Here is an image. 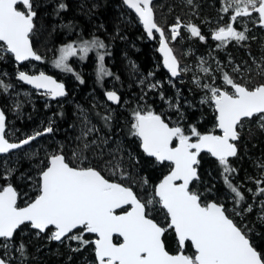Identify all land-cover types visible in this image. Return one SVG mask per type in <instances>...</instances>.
I'll list each match as a JSON object with an SVG mask.
<instances>
[{"label": "snow or ice", "instance_id": "6c2138e0", "mask_svg": "<svg viewBox=\"0 0 264 264\" xmlns=\"http://www.w3.org/2000/svg\"><path fill=\"white\" fill-rule=\"evenodd\" d=\"M123 2L135 11L149 38L153 37L154 31L159 33V51L163 54V65L171 76L188 71L180 67L173 49L169 47L165 30L156 22L152 0ZM188 3L191 4L192 0H188ZM66 8L65 3L58 4V11ZM221 10L224 13L231 11L232 14L226 25L212 32V38L220 42L217 47L230 40L239 42L248 39L246 27L244 31H238L234 26L238 18H250L256 13L255 22L264 27V0H224ZM36 16L34 0H0V59L5 53L11 54L16 62L44 59L34 49L31 39ZM181 26L177 17L170 28L172 40H176L180 34ZM185 27L193 37L205 40L195 24ZM106 47L99 37H80L61 45L52 64L56 69L72 73L83 84V78L74 71L69 60L78 58L84 61L90 52L95 51L97 81L102 82L104 77L113 76L105 67V56L109 53L101 51ZM257 69V75L261 77L258 83H252L247 78L236 80L223 72V85L227 87L214 83L200 85L199 78L194 77V82L207 90L201 103H211L214 107L215 127L211 131L202 133L195 125H189L186 133L179 123L170 126L163 114H158L151 107H139L133 111L130 134L139 138L140 147L148 157L171 164L168 174L153 187L147 198L139 196L132 186L124 183L129 174L116 158L119 147L109 153L111 159L104 161L103 166L93 164L86 155L90 150L100 149L96 156L102 159V145H107L109 138L98 136L89 139L99 129L95 125L89 126L91 122L81 109L82 130L76 138L80 143L73 151L72 158L65 156L62 145L48 154L46 160L40 162L43 166L38 168L36 195L23 206L18 203L20 196L17 189L9 181L14 169H4L0 177L5 180L4 184H0V249L4 250L0 255V264H10V259L6 257L12 250L15 234L22 226L35 230L37 237L41 233L47 234L49 241L78 242L80 247L73 251L92 245L95 264H264V253L250 242L246 226L238 224L229 215L224 203L204 200L202 193L191 187L193 181L199 180L198 157L202 152H207L216 158L221 167L224 184L234 194L235 203L240 204L245 200L240 187L232 183L231 176L236 169L230 164V158L238 156L237 142L245 120L255 119L264 130V65H257ZM201 71L209 73L210 69L201 67ZM233 71L239 72L241 69L236 66ZM17 78L37 90H43V95L53 100L68 95L65 84L44 71L38 74L18 71ZM212 79L214 81L215 77ZM158 83L150 84L149 89L157 88ZM12 87L0 79V89L7 92ZM105 96L113 103L121 100L113 90L106 91ZM161 99H164L162 93ZM176 107L179 110L178 104ZM101 119L104 126L110 129L111 115H103ZM53 131L49 122L42 130L13 141L6 131L5 113L0 110V154L21 149ZM258 167L264 169V164ZM106 172L108 175L104 174ZM117 176L118 180L114 178ZM142 183L147 185L148 180L145 178ZM254 183L257 185L254 195L264 194V172ZM157 206L164 213L163 223L153 216ZM261 210L264 213V201H261ZM245 211L251 212L252 205H248ZM236 215L242 213L237 212ZM259 218L264 221V214ZM169 232L174 233L178 249L174 253L169 251L165 239ZM86 234H92L95 238L85 239ZM189 244L193 249L190 255L186 254ZM16 251L22 258L25 256L26 245L23 241Z\"/></svg>", "mask_w": 264, "mask_h": 264}, {"label": "trees", "instance_id": "16d2710c", "mask_svg": "<svg viewBox=\"0 0 264 264\" xmlns=\"http://www.w3.org/2000/svg\"><path fill=\"white\" fill-rule=\"evenodd\" d=\"M157 1L159 2L161 0ZM60 2L67 5L65 10L58 11V4ZM162 3L163 6H160L158 10L156 9V14L158 16L157 19L162 20V22L167 21L168 23H172L174 19L179 16L197 15L196 18H193V21L190 24H195L200 28L202 35L205 36V40L201 41L198 37H193L190 40L186 39L184 43L189 44L192 49H195V51L199 53H206L208 48L210 49L212 57L221 58V61H223L224 56L219 51H212L213 43L217 42L211 40L212 33L210 32V29L216 30L218 27L224 26L229 22L231 13H224L221 10L224 6V2L221 3L219 0H193L192 4H188L185 0L183 2H181V0H163ZM34 4L35 10L37 11V16L34 21L36 30L34 29V31L43 28V32L48 37L49 44L51 43L53 48L80 37L91 39L93 36H96L103 41L105 39L108 47L106 50H110V52H108L110 54V63H114H111L110 65V71L113 73V76L104 78L102 82L97 81V76L93 74L94 67H92V60L96 56V52L93 51L94 53H91V55L82 62L83 71L79 72L84 83L81 84L76 79L74 80L76 83V90L78 91L76 94L72 91L71 85L68 84V95H72V98L69 97L71 102L75 104L78 103L79 107L87 114L92 125H95L105 137H111L112 139L120 141L116 147H119L120 151L123 150V159L120 161L123 169L129 174L128 179L125 180L124 183L132 186L133 190L137 192L139 196V191L143 186L152 190L156 183L168 172L169 168L167 164H157L152 158L146 156L142 150H140L135 136L130 134L129 129L132 122V113L139 108L140 102L137 97H133L127 102L124 108L120 109L119 104L113 106L108 105L104 101L103 91L109 88L105 80L119 77V79L116 80L121 89L120 95L122 101L125 97V91L122 86L125 85L126 87L127 82L125 80V74L122 72L123 69L121 65L116 67L117 59L119 57L118 54L125 53L127 58L137 64L138 69L142 73H149L154 61H159L160 59L158 52L152 47L153 41L147 40L140 29L129 28L128 25L124 26L123 23L118 20V11L116 9L120 7L121 0H34ZM152 7L154 6L152 5ZM160 22L157 21V23L165 29V25L163 24V26ZM114 28H119L122 35L126 37V40L122 42L116 38L109 39L108 34H112ZM246 28L247 31L253 28L256 30L261 29L256 28L254 24H250ZM237 30L244 31L245 29L238 28L237 26ZM247 31L245 35L248 39L239 42L236 41L235 47L231 48L229 44H225L227 45L225 47V54L231 57V61L240 63L241 65L242 62L247 63L250 56L254 55L258 59L259 65H264V53L261 50L262 38L260 37L252 41L251 34L249 35ZM110 41L113 43L110 44ZM171 48L173 49V53L177 57V60L182 58L181 50H178L179 48L176 49L173 46H171ZM227 49L229 50L227 51ZM6 56L11 58L10 55ZM47 59L45 58L46 61H48ZM2 63L3 62L0 61V69H2V67H7V69L3 70H11V62ZM13 69H15V66H13ZM53 72L56 73V71ZM166 74V71L162 67L155 72L156 77L160 80H163ZM0 79L6 84L10 83L9 80L4 79L3 77H0ZM119 80H122L124 84L122 85V82H118ZM252 80L253 81L251 82L258 83L261 81V77L255 76ZM186 86L187 87L182 89H184L183 91L187 98L195 102V108L186 112V122L184 121L181 125L184 128H186V124L195 125L199 131H207L206 129L214 123L215 113L213 110H209V108H204L202 106H198L200 108H197L196 100L193 96H189L191 92L195 93V90H192L187 84ZM8 92L9 90L5 92L3 89H0V106L5 109L7 108V105L4 103H6V101L8 103V98L6 97ZM98 103L101 104L99 105ZM105 106H109V109L104 108ZM53 107L45 110L39 102L31 101L28 104V107L23 108V116L20 113L19 118L15 121V127L18 130V133L30 135L36 128L42 130L43 127H45L46 122L51 118L54 131L50 134L43 135L42 138L48 139L54 137L56 141H62L63 143L68 141L71 143L74 139L76 142V133L71 128L72 124H74V120L70 105H54ZM97 113H99V115H97ZM106 114H109L112 117L110 129L104 126V121L101 119V116ZM20 134L17 135L19 136ZM260 139V136L257 137L255 135L254 137L250 132L243 135L241 145L238 149V156L234 157L236 161L233 167L236 169V172L231 176L233 181H235L236 178L237 180L243 181L245 178V175H243L242 172L243 170H246L249 175L255 174L253 168L250 166V162L261 154L262 148L264 147V140ZM78 142L75 143V150L79 144ZM48 146V148H50L49 150H51L53 143H49ZM91 153L90 160L93 164L99 163L103 166L104 161L111 159L109 154H105L102 159H99ZM39 154L40 155L34 156L33 158L30 156L25 159L20 157L16 162V165L14 164L12 166V169L15 171L12 172L10 176V182L17 189L19 196L21 195L18 200V202L21 203L20 205H24L27 202L26 200H30L36 195L35 190L30 191L29 193L27 192V184H29L28 187L35 186V181L38 178V173L35 172L36 168L42 167L43 165L40 162L46 160L47 156L43 154L42 150H40ZM65 156L69 159L72 157L70 154H65ZM198 167L199 180L193 181L191 185L193 190L202 193V199L207 201L223 199L222 192L224 191V180L221 174L222 169L217 160L202 155ZM4 169L6 168L0 167V177L3 176ZM104 174L108 175V173ZM114 178L119 179L118 176ZM145 178L148 180L147 185H143L142 183ZM255 179H259L258 175L253 178V181ZM4 181L5 180L0 179V184H4ZM241 190L243 191L245 189L241 188ZM23 193L24 196H22ZM244 196L249 199V197L246 196V193ZM248 215L252 216V212ZM153 216L159 222H164V213L159 209V206L153 211ZM252 226L255 233L253 232V234L249 236V239L258 251L264 253V226L261 222L254 219ZM34 235L35 230L26 226H22L21 230H18L15 234L13 238L14 249L11 253H14L15 258L13 259L19 264H83V259L86 256H89L91 259L94 257L93 254L87 250V247L90 245L81 248L79 251H73L64 244L46 240V234L44 233L40 234L39 237H35ZM87 235L89 234L85 235V239L88 238ZM165 239L169 251H176L177 247L175 244L174 233H167ZM21 241L26 245V252L23 258L20 256V253L16 251V248ZM78 246L79 245L74 246L73 249L79 248ZM192 252L193 249L189 244L186 247V254L190 255ZM84 255L86 256L84 257Z\"/></svg>", "mask_w": 264, "mask_h": 264}, {"label": "rangeland", "instance_id": "374dc122", "mask_svg": "<svg viewBox=\"0 0 264 264\" xmlns=\"http://www.w3.org/2000/svg\"><path fill=\"white\" fill-rule=\"evenodd\" d=\"M163 0L161 1H156L153 4V10L154 14H155V18L157 19V14H156V9L158 10L160 8V6H163L162 3ZM184 0H181V2H183ZM195 1V0H194ZM221 3L224 2V0H219ZM186 3H188V0H185ZM193 2V0H192ZM189 4V3H188ZM192 4V3H191ZM118 11V20L121 21V23H123L124 26H127L129 28H135V29H140L142 28L139 19L135 16V14L129 10L126 7V4L123 2V0H121V4L120 7H118L116 9ZM165 13V12H164ZM230 13L232 14V12L230 11ZM196 18L197 15H184V16H179L180 18V22H181V28H180V34L177 36L176 40H172L171 39V32H170V28L173 24L176 23L177 17L174 19V21L172 23H168L167 21H163L166 23H163L162 20L157 19L158 22H160L162 25H165V36L168 38L169 41V45L170 47L173 46L174 48L181 50V56L182 58L178 59L179 60V64L180 67L183 68H187L189 69L188 71H181L179 76L175 77V78H171L170 75L167 73L164 76L163 80H160L159 78L156 77L155 72L162 67V62H161V57L159 59V61H154L153 66L151 67V71L149 73H151L152 75H149V73H142L138 67L137 64L135 62H133L131 59L127 58L125 53H121L118 54L119 57L117 59V64L116 67L120 66L122 67V72H124L125 74V80L127 82V85L125 87H123L125 93H124V99L121 101V105H120V109L124 108V106L127 104V102L130 101L131 98L133 97H137L138 101L140 102L139 107H145L147 108L148 106H152V109L159 111L160 113H162L164 116H166V118L168 119L169 122L173 123V124H183V122H186V112L193 110L195 107V102L191 101L189 98H187L185 92L183 91L185 88L187 87L186 84L188 85V87H191V89L195 90V93H190L189 96L192 97L196 100V107L200 108L198 106H202L204 108H209V110H213L214 111V107L211 103H201V101L205 98L206 94H207V90L203 89L202 86H198L197 83L194 82V77H198L199 81H200V85H203L204 83H214L216 86H225L223 85V80H222V75L223 72H227L229 73V75L236 79V80H244L245 78L253 81V77L255 76H259L257 75V65H259V61L258 59L254 56L251 55L249 58V61L247 63L242 62V65L240 63H236L231 61V57L229 55H226L225 53V47L227 45H222L220 47H217L218 44H220V42L217 43H213L212 45V51L213 50H217L219 51L223 56L224 59L223 61H221V58H217V57H212V54H210V49L207 48L206 53H199L196 52L195 49H192L191 46H189V44H185V40L188 39H192L193 36L191 35L190 31L185 27L186 25L190 24L193 21V18ZM257 15H252V17H241L238 18V20L235 22V27L238 28L240 27L241 29H245V27H248L250 24H254L256 21ZM230 20V19H229ZM159 24V23H158ZM163 25V26H164ZM162 27V26H161ZM258 28V27H256ZM35 30H36V26H35ZM114 32L112 34H108L109 39H117L119 41H124L126 40V37L124 35H122V33L120 32L119 28H114L113 29ZM141 30V29H140ZM213 31H215L214 29H210V32L212 33ZM143 34L146 36V32L143 30L142 31ZM249 33V35L251 34V40L254 41L257 38H262L261 40V50L264 53V27L261 28L260 30H256L255 28L253 29H249L247 31ZM106 36V35H105ZM31 39L33 40V45L35 47V50L37 51V53L39 55H41L44 59L41 61H27L24 63V66L22 68L18 67L16 65V63H14V61L12 60V56L11 54L5 53L3 55V59H0V61H2L3 63H10L11 64V70L9 71H4L5 69H7V67H2V69H0V77H3L4 79L9 80L10 84L13 86L12 88L9 89L8 95L6 94V97L8 98V103L6 101V103H4L5 105H7V108H3L0 106V110H3L6 116V131L9 134V138L13 141H18L20 140L22 137L25 138V136L27 134H20L18 133V130L16 129V125H15V121L19 118V114L21 113V115L23 116L22 110L25 107H28V104L32 101V102H39L43 108L45 110H47L49 107L54 106V105H64V104H68L71 107V112H72V117L74 120V124H72V129L75 131V139L81 134V130H82V115H81V108L79 107L78 103H73L71 102L70 98H72V95L69 96L67 95L64 99H61L58 102H52L49 97L43 95L42 92H38L32 88L26 87L24 85H22V83L17 79V73L18 71H26L28 73L34 74V73H38L39 71H44V72H53L56 71L57 74H59L61 76V78H66L69 81V84L72 87V91H74V93H78V91L76 90V83H75V76L72 73H66L61 71L60 69H56L54 68L53 64H52V60L54 59V57L58 54L57 53V49L65 44L62 43L59 46H56V48H53L51 46V43L49 44V40L48 37L44 34L43 32V28H39L37 31H34V33L32 34ZM153 41V48L154 50H156L158 52V47H159V37L157 35H154L152 38L148 39ZM104 42L106 44V41L104 39ZM67 43V42H66ZM110 44L111 41L109 42ZM227 44H229V46L235 47L236 46V41L235 40H230L227 42ZM107 46V44H106ZM108 48V47H106ZM229 49H227L228 51ZM101 51H105V52H110V50H101ZM6 55H10L11 58H8V56ZM106 59H105V67L110 70V54L106 55ZM45 58L48 60L46 61ZM96 58V56H95ZM123 58V60H122ZM13 62V63H12ZM82 62L80 61L78 58H70L69 63L70 65L73 67L75 72H82ZM203 62V63H202ZM2 63V64H3ZM93 63V67H94V74L96 75V60L93 59L92 60ZM48 64V65H47ZM50 64V65H49ZM114 64V63H113ZM13 66H15V69H13ZM239 66L241 71L239 72H235L233 71V69ZM201 67H208L210 69L209 73H204L203 71H201ZM163 68V67H162ZM4 69V70H3ZM247 69H251V71H247ZM222 70V71H221ZM55 73V72H54ZM6 74V75H5ZM93 75V74H92ZM97 76V75H96ZM108 77H104V78H109ZM213 77H215V80L213 81ZM103 78V79H104ZM109 86L110 89H117L119 88L118 84H117V80L116 78H110L105 80ZM144 81L143 84H141L140 82ZM118 82H122V80H119ZM158 83L157 88L150 90L149 89V85L150 84H155ZM253 83V82H252ZM124 83L122 82V85ZM168 90V91H167ZM161 93L163 94L164 99H161ZM169 94V96H168ZM73 101V100H72ZM51 104V105H50ZM99 105L101 103H98ZM179 105V110H177L176 105ZM102 106V105H101ZM54 108V107H53ZM104 108L109 109V106H105ZM111 109V108H110ZM215 113V111H214ZM7 114V115H6ZM8 116V119H7ZM20 116V117H22ZM50 120H48L46 122V126H48L49 122H51V118H49ZM89 119V118H88ZM90 121V120H89ZM91 122V121H90ZM92 123H90L89 126H91ZM189 124H186V130L188 128ZM214 128V125L210 126L208 128V130H212ZM40 128H36L35 130H33L31 132V134L37 130H39ZM241 131V139L243 138L244 134L247 133H251L254 137L255 135L257 137H261L260 140H264V130H262L255 119L252 120H245L243 122V127L242 129H240ZM17 134H20L19 136ZM30 134V135H31ZM105 137V135H103L101 133V131L99 130L98 133H93L89 139H94L97 137ZM43 136L39 137L36 141L32 142L31 144L27 145L26 147H22L21 149H18L14 152H11L9 154H5V155H0V167L2 168H11L12 166L15 164L16 162L20 159V157L22 158H28L29 156L31 158H33L34 156L40 155V150H42L44 155H48L51 154L55 151H57L61 145L63 146V152L66 155L72 156L73 151L75 150V146L78 142V140L73 139L70 143V141L63 143L62 141H56V139L54 137L51 138H42ZM110 139H108V144L107 145H102L103 148V152L104 155L105 154H109L110 152H112L113 150H115L118 146V142L117 139H112L111 137H109ZM23 139V138H22ZM258 140V139H257ZM49 143L52 144L53 143V147L51 148V150H49L50 148H48ZM80 143V141L78 142ZM241 145V142H238V149L239 146ZM100 151V149H94V150H90L86 153V155L89 157L90 159V153L92 155L96 156V153H98ZM103 155V156H104ZM116 158L118 160H122L123 159V150L117 152L116 154ZM72 158V157H70ZM6 161V163H5ZM235 159L231 158L230 159V164L233 166L235 163ZM252 162H250V166L253 168L254 171V175L253 174H248L246 170H243V175H245V178L243 179V181L237 180V178L235 179V181H233L232 179V183L234 185H238L240 187V191L245 194L246 196L249 197L246 198L244 201H241L240 204H236L235 200H234V194L230 192V190L226 187V185L223 183L224 186V191L222 192L223 194V199L221 198V200H216L218 202H222L225 204V207L229 210V215L233 216V218L236 220V222L242 226H246V230L248 231V236H250L251 234H253V232L255 233V231L253 230V219L254 220H258L259 222H261V224L264 226V221H262L259 217L264 214L262 213L261 210V201H264V194L260 195V196H255V192H256V188L257 185L254 183L253 178L255 176L258 175L259 178H261V173L264 172V169L258 167V165L264 164V147L262 148L261 154L258 155V157L254 158L251 160ZM15 171V170H14ZM13 171V172H14ZM38 173V168H36V171ZM107 173V172H106ZM251 178V179H250ZM118 180V178H116ZM9 181H10V177H9ZM238 181V182H237ZM5 183V181H4ZM248 183V184H246ZM29 186V184H27ZM27 192L29 193L30 191H34L35 190V186L33 187H28ZM241 188H244L245 190H241ZM248 189H252L251 192L248 191ZM245 192V193H244ZM32 193V192H31ZM140 196L143 198H147V196H149L152 193V190L149 188L147 189L146 186L141 187L140 191ZM29 195V194H28ZM21 196V195H20ZM24 196V193L23 195ZM28 201V200H26ZM211 201V200H210ZM19 203V202H18ZM21 204V203H19ZM248 205H252V216H249L248 214L251 212H247L245 211V209L248 207ZM237 212L242 213V215H236ZM35 237L36 234L34 235ZM89 240H92L94 238L93 235L89 234L87 235ZM46 240H48V236L46 234ZM60 244H64L66 247H69L70 249H73L74 246L79 245L78 242L75 241H63V242H59ZM89 246V245H88ZM80 247V245L78 246ZM14 249V244L12 245V250ZM11 250V251H12ZM87 250L90 251V253L93 254L94 256V251H93V246L90 245L89 247H87ZM11 251L8 254L11 264H19L17 261H15L14 257V253H11ZM177 251V250H176ZM4 250L0 249V255H3ZM86 255H84L85 257ZM14 262V263H13ZM17 262V263H16ZM83 264H95V258L93 257L92 259L89 256H86L83 259Z\"/></svg>", "mask_w": 264, "mask_h": 264}, {"label": "flooded vegetation", "instance_id": "af4514ba", "mask_svg": "<svg viewBox=\"0 0 264 264\" xmlns=\"http://www.w3.org/2000/svg\"><path fill=\"white\" fill-rule=\"evenodd\" d=\"M155 1H157V0H154L153 2H152V5H153V3L155 2ZM151 5V6H152ZM126 7H127V5H126ZM128 8V7H127ZM129 9V8H128ZM129 10H131V9H129ZM132 11V10H131ZM252 15H257L256 13H253ZM136 16V15H135ZM154 18H155V16H154ZM156 20V19H155ZM157 22V21H156ZM141 24V23H140ZM255 24H256V22L254 23V26H255ZM159 25V24H158ZM234 25H235V22H234ZM142 26V25H141ZM160 26V25H159ZM161 27V26H160ZM256 27V26H255ZM162 28V27H161ZM258 28H263V27H258ZM141 29V31H143L144 29H143V27L142 28H140ZM154 35H157L158 36V34L156 33V32H154V34H153V36ZM146 39L148 40V39H150L148 36H147V34H146ZM159 37V36H158ZM211 40H213V41H216V40H214L213 38H212V35H211ZM216 42H219V41H216ZM33 43V42H32ZM33 47H34V45H33ZM34 49H35V47H34ZM91 53H94V52H90L89 53V56L91 55ZM96 54V53H95ZM159 54V53H158ZM12 56V55H11ZM88 56V57H89ZM95 60H96V58H94ZM105 59H106V56H105ZM12 60H13V57H12ZM14 61V60H13ZM25 62H27V61H24L22 64H20V65H17V66H19L20 68H22L23 66H24V63ZM34 62H37V61H34ZM15 63V62H14ZM93 67V66H92ZM110 67V66H109ZM165 70V69H164ZM23 71V70H22ZM166 71V70H165ZM167 72V71H166ZM46 73H49V74H51V75H53L58 81H60V82H63L64 84H65V86H66V91H67V93H68V84H69V81L66 79V78H61V76L59 75V74H57V73H54V72H46ZM168 73V72H167ZM94 74V73H93ZM95 75V74H94ZM23 84V83H22ZM24 85V84H23ZM24 86H26V85H24ZM26 87H28V86H26ZM30 88V87H29ZM109 90H113V91H116L117 93H118V95L121 97V95H120V92H121V89L120 88H117V89H110V88H108V89H106V90H104L103 91V97H104V101L108 104V105H113V106H117L118 104H119V107H120V104H121V100H120V102L119 103H116V104H112V103H110L107 99H106V96H105V92L106 91H109ZM37 91V90H36ZM39 92V91H38ZM43 93V92H42ZM66 97V96H65ZM65 97H60V98H57V99H55V100H53V99H51L50 97H49V99L52 101V102H58V101H60L61 99H64ZM51 105V104H50ZM53 106H51V107H49L48 109H51ZM151 108H152V106H151ZM47 109V110H48ZM154 111H156L158 114H162V113H160L159 111H157V110H155L154 109ZM164 116V115H163ZM164 118L166 119V121H168V119L166 118V116H164ZM169 122V121H168ZM176 124H173V123H171L170 122V126H175ZM180 126H182L181 124H179ZM212 125H214V127H215V120H214V123L212 124ZM211 125V126H212ZM183 127V126H182ZM186 129V128H185ZM214 129V128H213ZM212 129V130H213ZM207 131H204V132H208V131H211V130H208V128L206 129ZM216 132H217V134H219V131H217L216 130ZM186 133H187V130H186ZM203 133V132H202ZM39 138V137H38ZM37 138V139H38ZM36 139V140H37ZM135 139L137 140V143L139 144V147H140V141H139V138H137V137H135ZM35 140V141H36ZM239 141L241 142V137H240V139H239ZM238 141V142H239ZM32 142H34V141H32ZM31 142V143H32ZM237 142V143H238ZM30 143V144H31ZM174 144H175V141H174ZM27 145H25V146H23V147H26ZM140 150H142V148L140 147ZM16 151V150H15ZM12 152H14V151H12ZM142 152H143V150H142ZM144 153V152H143ZM145 154V153H144ZM3 155V154H2ZM146 155V154H145ZM202 155H206L207 157H210V158H213V157H211L209 154H207V153H205V152H202L201 154H200V156L198 157V159H199V161H200V158H201V156ZM147 156V155H146ZM150 158H152V157H150ZM157 164H167V166H168V168H169V170H170V168H171V164H169V163H167V162H163V163H158L154 158H152ZM214 159V158H213ZM231 159V158H230ZM216 160V159H215ZM199 166V165H198ZM199 168V167H198ZM198 168H197V171H198ZM169 170H168V172H169ZM167 172V173H168ZM166 173V174H167ZM198 175H199V172H198ZM175 252V251H174ZM173 252V253H174Z\"/></svg>", "mask_w": 264, "mask_h": 264}, {"label": "water", "instance_id": "95a60500", "mask_svg": "<svg viewBox=\"0 0 264 264\" xmlns=\"http://www.w3.org/2000/svg\"><path fill=\"white\" fill-rule=\"evenodd\" d=\"M154 0H152V2H153ZM128 7V6H127ZM130 9V8H129ZM132 10V9H131ZM132 12L136 15V13H135V11L134 10H132ZM136 17L138 18V16L136 15ZM139 19V18H138ZM142 25V24H141ZM255 26L256 27H262V26H260V24L259 23H257L256 22V24H255ZM142 27H143V25H142ZM144 29V28H143ZM145 31V30H144ZM146 32V31H145ZM155 32V31H154ZM147 34V33H146ZM158 34V36H159V33H157ZM148 36V35H147ZM159 47H160V43H159ZM159 47H158V53H159V55H160V57H161V62H162V67L168 72V74L170 75V77L171 78H175V77H172L171 76V74L169 73V71L167 70V68H165L164 67V65H163V54L159 51ZM169 47H170V45H169ZM174 54V53H173ZM13 57V56H12ZM13 60H14V62L17 64V65H20V64H22L23 62H16L15 61V59H14V57H13ZM29 61H35V60H29ZM46 73V72H45ZM29 74H31V73H29ZM34 74H38V73H34ZM46 74H48V75H51V74H49V73H46ZM53 76V75H52ZM179 76V75H178ZM54 77V76H53ZM177 77V76H176ZM55 78V77H54ZM18 79V78H17ZM56 79V78H55ZM21 82V81H20ZM21 83H23L24 85H26V86H28V87H30V88H32V89H34V90H37V89H35L32 85H28V84H26L25 82H21ZM37 91H39V92H43V90H37ZM52 99V98H51ZM57 99V98H56ZM107 99V98H106ZM110 103H112V104H116V103H113V102H111V101H109ZM217 131H219L218 129H217ZM13 151H15V150H13ZM205 153H207V152H205ZM207 154H209V153H207ZM0 155H2V154H0ZM210 155V154H209ZM211 156V155H210ZM212 157V156H211ZM152 158H154V157H152ZM214 158V157H213ZM155 159V158H154ZM214 159H216V158H214ZM158 163H160V162H158ZM167 163H169V162H167ZM170 164V163H169ZM168 174V173H167ZM167 174H165V175H167ZM163 178V177H162ZM161 178V179H162ZM160 179V180H161ZM159 180V181H160ZM159 181L156 183V184H158L159 183ZM20 206H23V205H20ZM95 238V237H94ZM93 238V239H94ZM250 240V239H249ZM55 242H57V241H55ZM251 242V241H250ZM95 258V257H94Z\"/></svg>", "mask_w": 264, "mask_h": 264}, {"label": "bare ground", "instance_id": "6f19581e", "mask_svg": "<svg viewBox=\"0 0 264 264\" xmlns=\"http://www.w3.org/2000/svg\"><path fill=\"white\" fill-rule=\"evenodd\" d=\"M192 93V92H191Z\"/></svg>", "mask_w": 264, "mask_h": 264}]
</instances>
